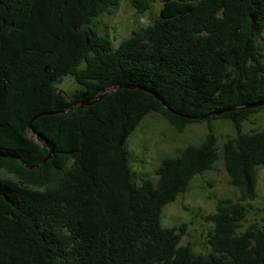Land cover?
<instances>
[{
    "label": "trees",
    "instance_id": "trees-1",
    "mask_svg": "<svg viewBox=\"0 0 264 264\" xmlns=\"http://www.w3.org/2000/svg\"><path fill=\"white\" fill-rule=\"evenodd\" d=\"M157 1L115 49L94 23L120 0H0V172L16 178H0V264H264V224L240 232L264 168V131L242 130L264 109V0H130L139 14ZM66 76L71 96L56 87ZM152 112L180 132L214 119L237 130L223 161L240 198L205 217L209 255L161 218L213 170L217 137L136 185L126 144Z\"/></svg>",
    "mask_w": 264,
    "mask_h": 264
},
{
    "label": "rangeland",
    "instance_id": "rangeland-1",
    "mask_svg": "<svg viewBox=\"0 0 264 264\" xmlns=\"http://www.w3.org/2000/svg\"><path fill=\"white\" fill-rule=\"evenodd\" d=\"M161 8L162 4L159 1L152 2L148 11L139 14L130 0H120L119 5L109 14H104L95 21L94 28L101 35L108 37L117 49L143 25L152 23L159 16ZM56 87L68 96L80 88L72 76L64 77ZM211 128L217 137L220 159L213 170L195 177L188 190L163 209L161 218L162 226L165 228L186 226V234L182 237L180 245L191 246L196 255H209L211 252L208 233L213 225L207 222L205 217L216 213L219 200L237 201L240 198L239 192L231 184L223 161L225 142L237 135L234 124L227 119H214L211 123L200 121L189 124L180 132L163 116L152 112L142 120L126 144L135 184L140 185L143 179L148 177L156 182L158 179L156 171L164 159L179 156L187 146H200ZM242 130L243 133L264 131V109L252 113L243 123ZM30 135L33 136L32 133ZM0 178L16 180L15 176L5 171L0 172ZM256 191L257 198L245 202L249 214L240 232L251 224L256 223L260 226L264 224V168L261 166L257 167Z\"/></svg>",
    "mask_w": 264,
    "mask_h": 264
},
{
    "label": "water",
    "instance_id": "water-1",
    "mask_svg": "<svg viewBox=\"0 0 264 264\" xmlns=\"http://www.w3.org/2000/svg\"><path fill=\"white\" fill-rule=\"evenodd\" d=\"M123 87V86H122ZM129 88V87H128ZM115 89V88H114ZM159 101H161V99H160V97L158 96V95H156V94H154V93H152ZM258 105H251V106H249V108H254V107H257ZM77 108H72V109H70V110H63V111H59V112H57V113H42V114H39V115H37V116H35L31 121H30V123H29V129H31V127H32V123H33V121L34 120H36L37 118H39V117H41V116H44V115H50V114H63V113H66V112H68V111H74V110H76ZM230 111V110H229ZM225 112H228V111H224V112H220V113H218L217 115H219V114H223V113H225ZM210 116H206V117H202V118H197V120H203V119H208ZM42 136H38L37 137V141L38 142H42ZM51 158V153L48 155V157L41 163V164H39V165H37V166H35V167H32V166H27L26 164H25V162H23V161H21V163L23 164V165H25L27 168H29V169H34V168H37V167H40V166H42V165H44V164H46L47 162H48V160Z\"/></svg>",
    "mask_w": 264,
    "mask_h": 264
}]
</instances>
